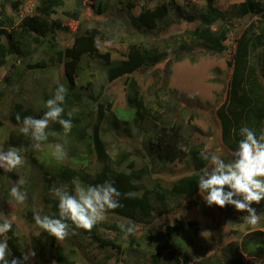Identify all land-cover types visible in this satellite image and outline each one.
<instances>
[{
    "label": "trees",
    "instance_id": "obj_1",
    "mask_svg": "<svg viewBox=\"0 0 264 264\" xmlns=\"http://www.w3.org/2000/svg\"><path fill=\"white\" fill-rule=\"evenodd\" d=\"M1 1L4 2L0 3V69L9 67L11 72L0 80V84L5 85L0 95L8 94L9 90L11 96L16 95L10 101L5 116L14 126L9 134L10 145L22 151L32 146L31 138L19 131L22 121H17L16 115L20 114L22 118L42 117L46 111V101L54 95L58 85L63 84L68 89L62 105L65 110L64 118H68L67 113L71 112L73 127L65 135L59 123H50L47 129L48 139L42 143L64 144L68 156L64 161L55 160L52 169L46 171V174H50V178L46 180H61L73 194L77 187L111 180L122 194H132L127 198L122 195L120 202L123 206L110 210L106 219L91 231L75 229L73 225L74 234L64 239L63 244H59V241L44 230H41L38 238L31 239L21 234L12 224L11 231L0 235V241H8L10 259L21 258L22 253L35 247L37 241L46 240L45 246L32 248L36 252L38 264H76L78 254L83 249L79 243L81 237L91 239L99 249L120 250L119 243L124 238V233L119 225L132 222L137 229L134 235L127 237L132 248L125 251L128 259L124 262L190 264L188 249L180 238L196 234L198 227L196 222L188 221L182 216L183 210L190 204L201 206L204 211L212 207L205 203L204 193L200 194L197 184L202 169L208 166L207 161L200 157L205 147L201 137L203 133L191 124L185 127L182 120L179 122V114L177 117L174 113L179 110L178 105H186L185 98H178L176 90H169L168 80H165L164 87L169 92L152 96L149 92H143L136 80L130 79L135 73L148 71L163 62L167 52H161L156 46L131 43L125 60L112 61L110 53L100 52L99 41L104 35L97 26L87 27L83 33L78 32L72 47H64L61 44V34L70 28L53 16L59 14L65 0H39L35 13L20 21L7 13L6 4L11 0ZM93 1L97 2V5H91L94 13L99 16L97 24L104 25V18L110 13V5L105 0ZM184 1L186 5L180 4L179 0H163L154 9L143 8L138 15L132 11L135 4L129 1L126 13L130 24L147 34L160 29L172 17L179 22H196L194 28L188 31L192 47L184 37L174 40L173 46L180 53H188L199 47L205 55L213 57H220L228 50L226 41L229 36L236 31L238 24L244 25L237 36L229 61L233 73L227 94L213 108L212 113L220 126L222 142L234 152L241 139L239 129L242 126L254 129L258 136L264 133V0H244L234 4L226 12L219 11L212 5L202 12L191 0ZM19 3H11L15 11L18 10ZM84 5L88 8V5ZM78 14V10L65 12L74 21L80 20ZM38 51L45 59L34 62ZM48 68L50 71L60 68L62 75L57 85L46 91L45 85L43 89H36L31 94L32 100H44L40 108L26 100L20 91L14 92V86H22L28 72H35L37 69L44 72ZM94 69L106 73L111 83L127 77V111H107L103 101V87L96 93L91 82L85 84L87 81L84 80V75ZM164 97L168 99L164 100ZM200 109L202 107L197 112ZM197 112L192 117H196ZM145 121L153 123V126L142 127ZM3 125L0 115V127ZM139 128L143 131V145L154 161L162 165L182 163L192 171L171 182L161 179L151 182L150 162L141 166L133 158V153L122 146L111 149L112 144H115L112 141L117 136L125 134L130 138V134ZM33 159L37 162L36 158ZM44 200L41 215L58 214V200L53 197H45ZM230 207L223 209L229 213ZM29 214L34 215L32 211ZM164 219L167 222L162 225ZM170 219L173 220L172 223ZM31 223L36 225L34 219ZM139 227L143 229L141 235H138ZM143 246L149 248L148 252L141 254L144 257H137L136 252L140 254L138 251ZM227 250L230 257L224 264H242L244 254L264 259V231L246 234L241 244H231ZM30 260L31 257L27 264Z\"/></svg>",
    "mask_w": 264,
    "mask_h": 264
},
{
    "label": "rangeland",
    "instance_id": "obj_2",
    "mask_svg": "<svg viewBox=\"0 0 264 264\" xmlns=\"http://www.w3.org/2000/svg\"><path fill=\"white\" fill-rule=\"evenodd\" d=\"M13 1L20 2V8L17 11L11 6ZM105 1L110 5V13L104 18L105 24L98 25L97 20H99V16L94 13V9L91 7L93 4L97 5L96 1L65 0V5L60 9L59 14L53 16L54 19H59L70 28L69 31L61 34L62 46L72 47L78 32L83 33L87 27L97 26L104 35L99 41L100 52L103 54L110 53L112 61L125 60L128 47L131 43L150 47L156 46L161 52H167L163 62L148 71L135 73L130 79L136 80L142 91L149 92L148 94L152 96L168 93L169 91L165 90L164 87L165 80H168L169 90H176L178 98L181 96L185 98L186 105L181 103L180 106L178 105L179 110L174 113L176 116L179 114V122L182 120L185 127L191 124L192 127H196L203 133L201 137L205 142V152H216L226 161L232 159L233 151L222 142L220 126L213 118L212 113L213 108L217 107L219 102L225 97V94H227L226 90L233 73V70L229 67V61L234 52L237 36L244 28V25H237L236 31L226 41L228 50L220 57L207 56L199 47L188 53H180L176 46H173L174 40L184 37L187 39L190 47H192L188 31L194 28L196 22H179L172 17L160 29L147 34L145 31L137 30L130 24L126 13V6L129 1H132L135 4L132 11L138 15L143 8L154 9L163 0ZM191 1L202 12L207 11L209 5H212L219 11L226 12L234 4L243 2L244 0ZM1 2L4 1L0 0ZM179 3L186 5L184 0H179ZM38 4L39 0H29L28 2H24V0H11L7 2L6 10L10 16L16 17L15 20L20 21L29 15H33ZM84 4L88 5V8ZM72 10H78L79 21H74V19L65 15V12ZM43 59H45L44 56L38 51L37 59L34 62H41ZM10 72L11 68L9 67L0 69V80L8 76ZM61 75L60 68L58 70L53 69V71H50L48 68L44 72H41L39 69L35 72L30 71L26 75L28 77L22 86L17 84L13 89L14 92L20 91L26 100L32 101L31 103H34V106L40 108L44 100H40V102L36 99L32 100L31 94L36 89H43L45 85V91L57 85L60 82ZM126 78L111 83L108 81L106 73L104 74L100 69H94L93 72L84 75V80L87 81L85 84L88 85V82H91L93 87L96 88V93L103 87L104 105L106 110L110 112L114 109L128 110L126 96L129 91L125 87ZM3 85L0 84V92L5 87ZM15 96H11L10 90L8 94L0 95V115L4 121V125L0 127V148L4 150L12 147L9 143V134L14 126L6 120L5 116H7L10 101ZM166 99L168 98L164 97V100ZM177 104L179 103L177 102ZM200 107L202 109L197 112ZM196 112L197 116L192 117ZM152 126L153 123L149 121H145L142 124V127L146 128H151ZM142 135L143 131L139 128L130 134V138H127L125 134L117 136L112 141L115 144H112L111 149H114L115 146H122L126 151L133 153V158L141 166L148 165V162H150L151 182L160 179L171 182L184 175H188L192 171L182 163L162 165L160 162L154 161L143 145ZM70 142L71 140H69ZM53 145L55 144L41 143L39 149H33L32 146H29L25 151L20 150L25 158V163L22 167L12 172H4L3 169H0V214L11 220L12 224L16 226L21 234L31 237V239L38 238L42 230L31 223V220L35 214H43L44 198H54L51 193L53 187H66L61 180L51 182L46 180L50 178V174H46V171H48L47 169H52L56 160L53 155ZM32 156L37 159V162H34ZM20 180L25 181L20 186L21 190L27 192V200L23 204L15 202L10 196L11 187ZM253 207L256 208L257 214L260 215V221L256 225H250L245 222L243 220L245 213L237 212L232 206L230 207L231 211L227 213L226 210L215 205L211 209H205V211L201 206L188 205L186 210H183L182 216L188 221L196 222L198 227L196 234L180 238L188 249L187 251L191 258L190 264H224L230 257L227 250L229 245L241 244V240L246 234L264 231V201L259 205L254 204ZM30 211L33 212V216L29 214ZM166 222L167 220L164 219L161 224L164 225ZM172 222L173 220L170 219V223ZM142 233L143 229L139 227L138 235ZM121 240L119 243L120 250L118 248L99 249L97 244L92 242L91 239L81 237L79 243L83 249L78 254L76 264H132L131 261L130 263L124 262L128 259L125 251L132 248V244L125 236ZM46 242V240L37 241L35 247L32 248L45 246ZM64 242V240L59 241V244H63ZM148 250L149 248L146 246L141 247L138 251L140 254L136 252L137 257H144L141 254L147 253ZM37 261L36 256L34 258L31 257L29 264H38ZM242 264H264V259L249 257L244 254Z\"/></svg>",
    "mask_w": 264,
    "mask_h": 264
},
{
    "label": "clouds",
    "instance_id": "obj_3",
    "mask_svg": "<svg viewBox=\"0 0 264 264\" xmlns=\"http://www.w3.org/2000/svg\"><path fill=\"white\" fill-rule=\"evenodd\" d=\"M67 92L68 89L63 84L58 85L54 95L46 101V111L40 118L32 116L22 118L20 114L16 115V120L22 121L19 131L31 138L33 149H39L41 143L48 139L47 129L52 122L59 123L65 135L71 132L72 113H67L68 118H64L65 110L62 106ZM239 136L241 139L230 160L226 161L216 152L200 153L201 159L207 161L208 166L202 169L197 184L200 194L204 193L203 199L208 206L215 205L219 208L232 206L237 212L245 213L243 216L245 222L256 225L260 221V215L253 205H259L264 201V133L258 136L254 129L242 126L239 129ZM52 147L56 160L64 161L67 158L68 152L64 144L57 143ZM24 163L25 158L20 149L0 148V169L4 172H12L22 167ZM24 183L23 180L18 181L10 191L11 198L19 204L27 200V192L22 191L20 187ZM51 193L58 200V214L37 213L33 219L40 229L57 241L74 234L73 225L75 229L91 231L94 226L106 219L110 210L123 206L120 202L122 195L126 198L132 195L122 194L111 180L97 185L77 187L74 194L64 186L53 187ZM0 220H2L0 235H5L12 230V221L2 214ZM119 228L127 238L135 234L137 226L129 222L121 223ZM10 256L8 241H0V264H27L30 257L36 256V252L29 249L22 253L21 258L10 259Z\"/></svg>",
    "mask_w": 264,
    "mask_h": 264
}]
</instances>
